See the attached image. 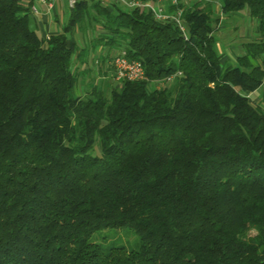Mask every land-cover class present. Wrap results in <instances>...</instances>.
<instances>
[{
	"label": "trees",
	"instance_id": "obj_1",
	"mask_svg": "<svg viewBox=\"0 0 264 264\" xmlns=\"http://www.w3.org/2000/svg\"><path fill=\"white\" fill-rule=\"evenodd\" d=\"M171 2L184 30L80 0L46 39L27 0H0V264H264V0H219L253 23L235 60L210 0ZM122 51L144 80L111 75ZM124 227L135 249L92 241Z\"/></svg>",
	"mask_w": 264,
	"mask_h": 264
},
{
	"label": "rangeland",
	"instance_id": "obj_2",
	"mask_svg": "<svg viewBox=\"0 0 264 264\" xmlns=\"http://www.w3.org/2000/svg\"><path fill=\"white\" fill-rule=\"evenodd\" d=\"M211 4L213 6L214 11L216 12L217 15L221 16L222 22L224 21V26H227V30L225 32H217L215 34L216 38V50L219 54H222V50L224 47L226 48L227 43L229 40L234 39L236 41H239L242 39V36L245 34V29H252L253 28V23L251 21V18L248 17L247 11H242L241 14L245 15L247 18H244L242 20H235L233 24V19L230 18L229 16H224L221 13V8L219 4V0H210ZM57 8L52 12V15L49 16V25L51 26V29L49 30V33H51V30H56V27L59 30H62L65 24L69 20V9L65 8V5H61L60 3L57 4ZM57 14V15H56ZM232 19V20H231ZM234 26H237L239 29H234ZM38 34L42 37H45L42 31H38ZM97 35V32L95 33ZM242 35V36H241ZM76 37L81 41V45H84L83 41V35L79 32ZM251 37V36H250ZM232 41V40H231ZM230 41V42H231ZM87 44V43H86ZM110 65V64H109ZM90 68L94 67V64L91 62L88 65ZM83 69V67H82ZM107 74V73H106ZM112 74V72H111ZM110 75L107 74L105 77H109ZM91 78L93 79L92 85L91 86H103L104 89L108 88L107 83L105 82L102 85V81L99 79L97 74L94 72L92 73ZM110 78V77H109ZM110 85H116V82L113 81L112 79H109ZM252 95V96H251ZM251 99L255 105H260L264 109V95L261 98L257 97V94L255 93L251 94ZM261 97L260 95H258ZM254 233V232H253ZM92 241L98 242L101 244L104 248H109L111 246H125L127 249H135L139 245V237L138 235L130 228H119V229H114V228H108L105 229L97 234H95L92 237Z\"/></svg>",
	"mask_w": 264,
	"mask_h": 264
},
{
	"label": "built area",
	"instance_id": "obj_3",
	"mask_svg": "<svg viewBox=\"0 0 264 264\" xmlns=\"http://www.w3.org/2000/svg\"><path fill=\"white\" fill-rule=\"evenodd\" d=\"M58 1L62 0H27V2L30 4V10L35 16L40 15V10L38 8V5H44L48 12L54 11L56 3ZM65 2V5L67 9H73L78 4L80 0H63ZM99 1L101 3H117L122 6H125L128 9H134V8H141V9H150L155 17L160 20H166V19H173L175 20L178 25L184 30L182 23H181V11L178 10V12L171 16L165 13L164 8L162 6L154 5L150 1H142V0H95ZM163 0H158V2H162ZM181 0H172L173 5H178ZM182 1H189V0H182ZM199 1H208V0H199ZM46 39H50V34L45 35ZM112 69H113V75L116 81L118 82H124V81H138V80H144L146 78L145 76V70L139 61L136 60H130L127 56L126 51H122L120 53H117L112 60L111 63ZM181 75V72L169 75L168 77L155 81L156 85L159 87H162L164 85H170L172 84L178 76Z\"/></svg>",
	"mask_w": 264,
	"mask_h": 264
},
{
	"label": "crops",
	"instance_id": "obj_4",
	"mask_svg": "<svg viewBox=\"0 0 264 264\" xmlns=\"http://www.w3.org/2000/svg\"><path fill=\"white\" fill-rule=\"evenodd\" d=\"M58 3H60L62 6L65 5V2L63 0L62 1H58L56 3L55 9L57 8V6H58L57 4ZM169 3H170V0H164L163 3H162L165 12H167ZM38 8L40 10V15L39 16H36V18H37L36 21L38 22L37 24H38V26L40 28V31H42L44 35H46V34H50L51 35L53 33L60 32L61 30H59L56 27V30H54V31L51 30L50 31L51 33H49V30L51 29V26L49 25V16L52 15V12L53 11L48 12L47 8L44 5H38ZM65 8H67L66 5H65ZM55 11H54V13H55ZM247 14H248V12H247ZM229 17L233 19V21H232L233 24H234L235 20L237 22L238 19L239 20H242L244 18H247L245 15L241 14V12H239V13H233ZM237 24H238V22H237ZM219 29H220V31H219L220 33L225 32L227 30V26L226 25L224 26V21L220 23ZM234 29H239V28L237 26H234ZM244 32H245L244 36L241 35L242 36V40H249V39H252L253 38V34H254V30L253 29H247V30L245 29ZM231 40H229V42L227 43L226 48L224 47V49L222 50L223 52L221 54V58L223 60H225L227 58H230L232 60H235L236 57L242 53V49L240 47V42H239L240 40L239 41H236L234 39H231ZM106 69H109V66H107ZM256 94H257V97L260 98V100H261V98L264 95V87H262L258 91H256L255 92V95ZM258 95H260L261 97H259Z\"/></svg>",
	"mask_w": 264,
	"mask_h": 264
}]
</instances>
